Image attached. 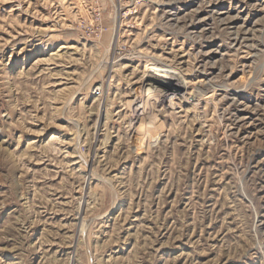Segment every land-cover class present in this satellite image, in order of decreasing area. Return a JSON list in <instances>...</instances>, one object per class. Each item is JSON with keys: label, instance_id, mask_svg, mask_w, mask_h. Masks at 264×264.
Here are the masks:
<instances>
[{"label": "rangeland", "instance_id": "1", "mask_svg": "<svg viewBox=\"0 0 264 264\" xmlns=\"http://www.w3.org/2000/svg\"><path fill=\"white\" fill-rule=\"evenodd\" d=\"M0 264H264V0H0Z\"/></svg>", "mask_w": 264, "mask_h": 264}, {"label": "bare ground", "instance_id": "2", "mask_svg": "<svg viewBox=\"0 0 264 264\" xmlns=\"http://www.w3.org/2000/svg\"><path fill=\"white\" fill-rule=\"evenodd\" d=\"M176 5V4H175ZM169 39V38H168ZM55 54V53H54ZM51 55V54H50Z\"/></svg>", "mask_w": 264, "mask_h": 264}]
</instances>
